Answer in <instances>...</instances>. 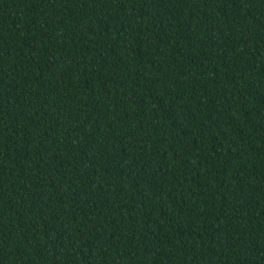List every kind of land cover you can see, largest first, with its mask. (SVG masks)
Masks as SVG:
<instances>
[{"label":"trees","instance_id":"1","mask_svg":"<svg viewBox=\"0 0 264 264\" xmlns=\"http://www.w3.org/2000/svg\"><path fill=\"white\" fill-rule=\"evenodd\" d=\"M0 264H264V0H0Z\"/></svg>","mask_w":264,"mask_h":264}]
</instances>
